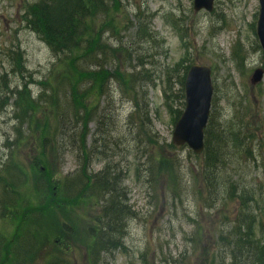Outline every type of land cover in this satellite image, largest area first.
<instances>
[{"label":"rangeland","instance_id":"1","mask_svg":"<svg viewBox=\"0 0 264 264\" xmlns=\"http://www.w3.org/2000/svg\"><path fill=\"white\" fill-rule=\"evenodd\" d=\"M84 1L93 7L89 0ZM109 1H112L113 6L107 19L116 17V24L123 26L120 36L124 42L131 43V38H134L137 27L136 4L141 3L154 13L151 28L164 45L154 50L159 64L149 66L150 78L138 90V94L131 88L128 98L120 93L117 82L115 91L109 85L114 80L108 81L105 94L99 102V112L102 107L106 110L103 134L96 120H90L86 125L82 122L76 124L77 127L82 124L80 128L84 132L87 130V134L79 140L86 155L88 153L84 165L86 155L80 159L76 135L74 138L71 136L70 144L67 142L62 156L55 147L59 134L55 133L56 119L53 107L49 106L59 100L65 109L71 107V102L64 88L59 99L54 94L57 84L66 83L60 79L62 73L64 76L67 72L66 64L58 63L63 60L56 59L45 37L31 26V15L41 11L43 0H0V165L8 158L27 174L17 180L16 169H0V187L7 182L8 177L13 178V182L5 184L2 189L11 202L7 205L9 210L4 208L0 212V231L4 234L0 235V245L6 239L12 245L19 220L26 214L42 227L41 233H37L40 247L35 243L23 246L26 252L35 247L34 264H93L90 246L93 231L98 229L97 218L102 209L100 195L93 186V191L88 193L90 184L87 183H97L105 169H116L117 164L119 169L127 171L120 177L122 188L109 189L110 197L119 201L124 197L138 216L132 220L127 213L123 217L118 214L116 219L109 216V222L114 224L118 235L124 237L126 249L117 251L107 259L102 254L103 259L97 264H209L198 258L203 244H210L215 250H220L224 261L230 264V251L217 240V232L211 226L220 203L213 209L204 205L208 198L202 200L199 197L200 184L194 181L200 158L187 145L174 147L172 142L177 119L185 108L182 81H185L192 62L207 64L212 67L215 87L213 128L220 127L219 122L236 124L241 116L237 108L241 104H249L248 116L244 121L260 123L263 131L260 135L263 140L258 139L253 143L259 167L254 161L239 160L227 170H222V179L232 175L254 187L264 182V122L260 121L264 119V72L257 82L251 83V76L256 69L264 71V51L260 49L256 33L259 0H216L212 12L195 11L193 0H122V3L118 0H103L100 10L109 8ZM50 2L49 5H55L59 11H65L66 3L70 0ZM99 22L100 19L96 20L92 15L86 16L81 34L87 45L96 41ZM103 37L102 42L108 45L105 49L109 53V65L106 68L117 70L120 66L119 72L125 73L128 61L123 56H119L120 60L116 59L108 48L117 41L116 37H111V34ZM152 45L156 46L153 42ZM36 81L45 82L49 93L44 95L42 103L29 108L31 110L26 112L24 108L26 117L23 121L24 111L17 103L19 97L10 96V92L27 83L30 88L27 93L35 97L40 89ZM72 81L76 82L77 78ZM90 100L94 103L96 97L91 95ZM130 113L135 114L131 121ZM236 114L237 119L232 120ZM18 117L22 118L19 137L13 136L8 141L15 126L13 119ZM141 117L145 119L146 125L141 123ZM250 129L255 130V127L251 126ZM147 132H151L152 137ZM102 139L107 141L103 148ZM106 153L108 156H104ZM149 156L159 164L164 162L159 165L161 173L153 180L146 172L148 166H142L141 173L136 169V164L147 163ZM45 157L51 169L41 162ZM170 158L185 166L181 170L180 196L176 198L168 192L171 184L169 172L174 168L171 162L165 161ZM80 174L87 177L86 183H82L86 186L85 194L79 191L81 195L78 200L67 205L64 203L59 208L57 202L71 191H67L65 186L68 184L72 189L71 183L79 182L80 185ZM222 179L219 181L222 182ZM0 194L4 198V194ZM261 198H258V209L254 203L260 218L252 241L263 244L264 195ZM69 199L73 200L71 197ZM232 206L233 203L228 210L230 217H233ZM199 228L198 236L202 238V243L196 245L193 235ZM2 248L4 253L7 252L8 244L6 248L2 245ZM205 249L208 251L207 247ZM253 250L251 247L248 251H243L241 247L236 250L242 264H252L248 254ZM10 258V253H5V261ZM218 258L223 260L222 257Z\"/></svg>","mask_w":264,"mask_h":264},{"label":"trees","instance_id":"2","mask_svg":"<svg viewBox=\"0 0 264 264\" xmlns=\"http://www.w3.org/2000/svg\"><path fill=\"white\" fill-rule=\"evenodd\" d=\"M50 1L51 0H43L44 7H41V11L39 10L37 14L31 15L32 19L30 21H32L34 29L45 37L56 59L58 58L59 61L63 60L58 63L66 64V66H64L68 72L64 73V76L62 73V78L60 79H64L66 83L63 84L60 82L57 84L54 89V94L57 96V99H59L61 90L64 88L66 95L70 96L69 102H71V107L63 109L59 100L56 101L55 104L49 106L50 108L53 107L52 109L56 119L55 133L59 134L56 136L55 147L60 150V156H62L64 153L63 148L67 145V142L70 144L71 136L74 138L76 135L80 150L79 157H81V153L84 154L85 149L83 148L82 142H79V140L87 133L80 128L82 124L80 127H77L76 124L82 122L83 125H86L88 121L96 120L100 128L103 112L99 113V107L101 105L99 102L105 94L107 88L106 84L111 78L116 79L118 90L121 94L129 98L131 96V88L137 91L138 94V90L142 88L146 80L150 78L151 68L149 66H156L159 64L154 50L158 47H163L164 44L163 40H156L155 32L151 28V26H153L154 13L145 9L141 3L136 4L137 27L134 38H131L130 43L124 42L120 36L123 31V26L116 24V17L107 19L108 16L111 15L110 8L113 6L112 1L108 3L109 8L100 10V5L103 0H89L93 6L92 8H94V10H92V8L87 5L88 1L70 0V2L66 3L67 7L65 11H59L54 7L55 5H49L51 4ZM118 2L122 3V0H118ZM80 4H82V6H80ZM70 6L71 9L67 10ZM87 15H92L96 20L100 19L101 21L99 22L100 25H98L97 39L94 43L89 45L83 42L84 37H82L81 34V28L85 24ZM35 19L37 21H35ZM86 33H88L87 30ZM106 33H110L111 36L116 37L117 41L113 43V46L108 47L114 57L120 60L119 56H123L124 59L128 61V66L125 67L127 69L125 73L119 72L120 66L117 70L106 68L107 65H109L107 61L109 53L105 48L108 45L102 42L104 38L103 35ZM144 41L147 42L144 43ZM151 41L156 44L155 47H152ZM145 44L147 47H143ZM234 60L238 61L237 58H234ZM118 64L119 63H117V66ZM129 67H131V70ZM76 78V82L72 81ZM182 85L183 94V81ZM27 91V86H24L22 90L18 91V94H22L19 95V101L17 103L19 107H22V112L24 111L23 121L26 117L25 113L31 110L29 108L36 107V103H42L44 95H46V91L43 90L40 97L37 98V101L34 97H31ZM91 95L96 97V102L93 103V101L90 100ZM131 100L135 101L134 99ZM138 107L141 108L139 104ZM249 108V104L245 106L241 104V106L237 108V111H241V116L236 124L219 122L220 127L216 128L212 126L214 119V112H212L209 124L205 130V149L202 154L196 156L200 158V167L198 173L195 174L194 172L195 184H200L199 197L202 200L208 198V201L205 202L204 205L213 209L220 203L219 209L215 212L211 226L214 228L213 230L217 232V240L222 243V245L228 247L232 259V263L230 264H235L236 262L242 264L236 252L239 247H241L243 251H248L250 247L252 250L254 249L252 253L248 254L252 264H264V243H255L252 241V235L255 233V226L260 218V215L256 213L254 203L258 209V198L262 200L261 196L264 195V182H259V184L254 187L249 186L243 179L233 178L232 175H228L226 179H222V170H227L229 166L234 165L239 160L244 162L254 161V164L258 166V158L256 157L253 143L260 139L262 129L258 122H251V120L248 122L244 121L248 116ZM70 109L71 112H69ZM134 115V113H131V118L134 117ZM146 115L148 116V114ZM69 117L70 120L68 119ZM237 117L238 115L236 114L232 120L237 119ZM260 121L264 122V119H260ZM141 123L146 125L143 117H141ZM251 126H254L255 130L250 129ZM13 128L17 136L21 124H15ZM256 132L258 133L256 134ZM147 133L152 137L151 132ZM18 137L19 136L16 138ZM8 143L9 142H7V146H9ZM41 162L46 164L47 167L49 166L50 169L52 168L48 158H43ZM165 162H171L174 168L169 172L171 184L169 183L168 192L176 198L180 196L179 189L182 186L180 185V176H183L181 170L184 169L185 166L177 163L171 158ZM163 163L164 162H162V164ZM162 164H159L158 161H152L149 156L147 163H137L136 169L138 173H141L143 170L142 166H148L146 172L149 178L153 180L161 173L162 169H159V165ZM7 165L9 166L8 169H21L20 166L14 165L10 159L2 165L1 169H7ZM42 175L43 178L44 174ZM39 178L40 177H37V179ZM220 178L222 182L219 181ZM78 184L73 183L72 189L65 186L67 191H71L69 196H62L60 201L57 202L59 203V208L63 206L64 203L66 205L71 204L79 199L81 195L79 191H82V188L84 190L86 186H83L82 182H80V185ZM87 188L89 189L88 193L92 191L90 187ZM204 193L207 195L204 196ZM70 197L73 200L69 199ZM231 203H233V217L228 216ZM137 216V212L131 205V220ZM199 230L200 228L193 235L196 245L202 243V238L198 236ZM262 230L264 231V220ZM41 231V224L39 222H34L33 217L29 219L28 216L24 214L22 219L19 220L17 232L13 234L12 245L7 243L8 239L5 240V243L0 245V264H34V260L36 259L35 247L30 248V250L26 252L23 250V246L29 243H35L39 248L40 245L37 242V233H41ZM0 235L4 234L0 232ZM106 242L107 241H105V244H107ZM7 244V252L10 253L11 258L5 261L4 255L7 252L4 253L2 245L6 248ZM119 245L120 244L116 247ZM205 247H207L208 251H206ZM23 257H26V259H23ZM218 257H222L223 260H220ZM198 258L203 261H208L209 264H227L224 261V256H221V251L215 250L214 246L210 244H208V246L203 244L202 252ZM97 260L98 259L95 257L92 263L96 264Z\"/></svg>","mask_w":264,"mask_h":264},{"label":"water","instance_id":"3","mask_svg":"<svg viewBox=\"0 0 264 264\" xmlns=\"http://www.w3.org/2000/svg\"><path fill=\"white\" fill-rule=\"evenodd\" d=\"M214 0H195V10L213 9ZM257 33L264 49V0H260ZM263 69H257L252 82H257ZM211 68L208 65H193L186 78V109L176 124L173 141L175 144H188L196 153L204 148V128L207 124L213 95Z\"/></svg>","mask_w":264,"mask_h":264},{"label":"flooded vegetation","instance_id":"4","mask_svg":"<svg viewBox=\"0 0 264 264\" xmlns=\"http://www.w3.org/2000/svg\"><path fill=\"white\" fill-rule=\"evenodd\" d=\"M126 171L127 169H119V167H117V169H105L101 173V176H99L100 180L97 183L91 182V184L96 186L101 198L102 213H100L97 218L98 229L94 231V234H100L102 239L106 237L105 241H107V244L102 241L98 247L99 251L104 253L110 252L112 247H114L119 240L117 229L113 223L109 222V219H111L109 216L111 215L112 219H116L118 214L122 217L125 213H127L128 216L131 214V205L128 204V201L122 199L119 201L113 196L111 198V195L109 194L110 190H116L121 187L120 177Z\"/></svg>","mask_w":264,"mask_h":264},{"label":"bare ground","instance_id":"5","mask_svg":"<svg viewBox=\"0 0 264 264\" xmlns=\"http://www.w3.org/2000/svg\"><path fill=\"white\" fill-rule=\"evenodd\" d=\"M105 256V254L103 255V257Z\"/></svg>","mask_w":264,"mask_h":264}]
</instances>
